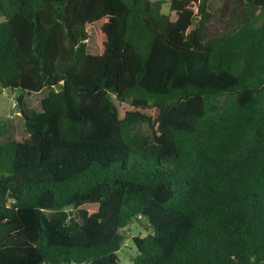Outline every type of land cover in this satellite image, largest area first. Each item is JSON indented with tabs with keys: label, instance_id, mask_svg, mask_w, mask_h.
<instances>
[{
	"label": "trees",
	"instance_id": "1",
	"mask_svg": "<svg viewBox=\"0 0 264 264\" xmlns=\"http://www.w3.org/2000/svg\"><path fill=\"white\" fill-rule=\"evenodd\" d=\"M210 1L0 0V264H264V0Z\"/></svg>",
	"mask_w": 264,
	"mask_h": 264
},
{
	"label": "rangeland",
	"instance_id": "2",
	"mask_svg": "<svg viewBox=\"0 0 264 264\" xmlns=\"http://www.w3.org/2000/svg\"><path fill=\"white\" fill-rule=\"evenodd\" d=\"M165 1L167 3L162 6V12L167 14L169 11V0ZM244 6V0H211L209 8L214 12V16L206 26L204 39H213L237 27L242 17ZM89 36L86 44L88 52L91 53L96 47L97 42L91 32L89 33ZM46 94L47 90H43L39 94L26 96L22 103V110L27 115L31 113V110L35 113H39L41 111L40 100ZM17 97V93H12L9 90H0V118L6 123L8 128L7 134L0 137V142L6 141L7 139L20 141L24 138L22 129L23 119L17 103ZM46 214L48 216L56 215L50 212H47ZM72 214V216L76 217V212L72 211ZM150 232V224L145 218L135 219L132 224L122 230L121 233L125 238L121 249L117 253L120 264H133V259L138 255L137 248L132 242V237H144Z\"/></svg>",
	"mask_w": 264,
	"mask_h": 264
},
{
	"label": "water",
	"instance_id": "3",
	"mask_svg": "<svg viewBox=\"0 0 264 264\" xmlns=\"http://www.w3.org/2000/svg\"><path fill=\"white\" fill-rule=\"evenodd\" d=\"M150 228H151V226H150Z\"/></svg>",
	"mask_w": 264,
	"mask_h": 264
}]
</instances>
